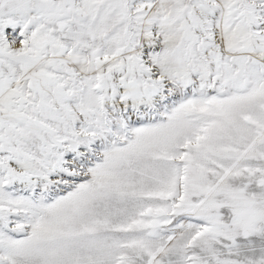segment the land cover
<instances>
[{"label": "snow or ice", "instance_id": "snow-or-ice-1", "mask_svg": "<svg viewBox=\"0 0 264 264\" xmlns=\"http://www.w3.org/2000/svg\"><path fill=\"white\" fill-rule=\"evenodd\" d=\"M0 264H264V0H0Z\"/></svg>", "mask_w": 264, "mask_h": 264}]
</instances>
